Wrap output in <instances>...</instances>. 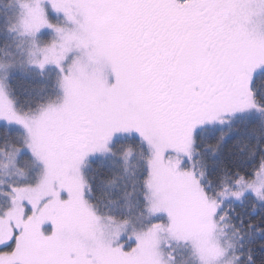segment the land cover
<instances>
[{"label": "snow or ice", "instance_id": "snow-or-ice-1", "mask_svg": "<svg viewBox=\"0 0 264 264\" xmlns=\"http://www.w3.org/2000/svg\"><path fill=\"white\" fill-rule=\"evenodd\" d=\"M13 5L0 264H264V0Z\"/></svg>", "mask_w": 264, "mask_h": 264}, {"label": "trees", "instance_id": "trees-1", "mask_svg": "<svg viewBox=\"0 0 264 264\" xmlns=\"http://www.w3.org/2000/svg\"><path fill=\"white\" fill-rule=\"evenodd\" d=\"M10 3V0H0V13H3L5 17H9L7 12L5 11V8L3 7L5 4L8 6ZM6 38H9L7 34H5ZM10 39V38H9ZM13 49H9L8 51H12ZM0 55H4V52L0 51ZM20 82L17 85L18 90L23 92L25 89L29 88L31 84L33 83L31 80H28L27 78L20 76L19 77ZM247 151V149H245Z\"/></svg>", "mask_w": 264, "mask_h": 264}, {"label": "rangeland", "instance_id": "rangeland-1", "mask_svg": "<svg viewBox=\"0 0 264 264\" xmlns=\"http://www.w3.org/2000/svg\"><path fill=\"white\" fill-rule=\"evenodd\" d=\"M3 7L5 8V11L7 12L9 17L15 18L17 9L15 8L14 5L12 7H9V5L6 6V4H5ZM12 51H14V49ZM17 55H18V53H17ZM177 255L179 256L180 254L178 253Z\"/></svg>", "mask_w": 264, "mask_h": 264}]
</instances>
